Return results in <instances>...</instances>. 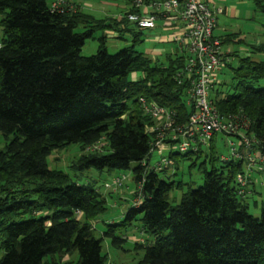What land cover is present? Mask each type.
Returning <instances> with one entry per match:
<instances>
[{"label":"trees","instance_id":"1","mask_svg":"<svg viewBox=\"0 0 264 264\" xmlns=\"http://www.w3.org/2000/svg\"><path fill=\"white\" fill-rule=\"evenodd\" d=\"M54 1L60 8L48 0H0V264H40L47 255L48 264H104L102 239L120 246L126 240L122 232L136 220L152 236L134 244L143 252L139 264H264V203L256 218L238 196L234 179L242 161H222L218 167L212 162L202 184L184 192L175 205L169 192L180 183L160 175L168 165L147 166L156 133L146 126L157 122L139 98L184 122L193 111L187 104L189 82L178 75L184 53L176 47L166 55V65L134 44L110 54L103 35L97 51L82 56L94 29L121 30L129 23L127 13L140 8L131 4L109 22L74 3ZM252 1L264 11V0ZM79 26L85 29L76 32ZM136 36L133 32V41ZM217 38L221 46L223 38ZM256 49L264 51V43ZM132 73L135 79L129 78ZM232 79L234 91L223 94L213 87L209 99L220 115H242L258 140L256 148L264 152V60L239 59ZM70 143L79 147L80 168L130 170L137 187L133 205L117 223L105 222L100 237L91 222L106 211L104 196L93 183L74 182L46 165L53 149ZM201 152L168 150L166 157L171 163ZM130 163H135L131 169ZM74 253L77 258L71 260Z\"/></svg>","mask_w":264,"mask_h":264},{"label":"rangeland","instance_id":"2","mask_svg":"<svg viewBox=\"0 0 264 264\" xmlns=\"http://www.w3.org/2000/svg\"><path fill=\"white\" fill-rule=\"evenodd\" d=\"M65 2L74 3L87 14H90L96 19H107L109 22L112 19H120L124 13L131 7L135 0H62ZM225 7V12L216 15V27L213 30L214 36L223 38L221 44V52L226 57L225 65H222L217 75V81L214 85V90L218 89L221 93H230L234 91L233 85L235 80L232 79V68H236L239 59L249 56L252 61L264 60V51H258L256 47L264 43V11L256 7L252 0H210ZM48 3H55L54 0H48ZM66 3V4H67ZM69 6L72 7L71 4ZM155 29H141L134 23L129 22L121 25V30L111 29L109 27L94 29L92 37L85 39L83 46L80 49V55L90 56L97 51L100 45L99 38L105 36L104 48L112 54L123 47L134 44L135 49L147 54V50L153 48L164 49V53L156 55L153 58L157 62L166 65V54L176 47L173 43L155 42L156 35L165 39L170 30L159 28L160 21H156ZM126 28V29H123ZM85 28L79 26L75 29L76 32H82ZM133 32L137 33L136 40L133 41ZM1 38V31H0ZM137 74L129 75L130 79H135ZM264 84V83H263ZM212 92V91H211ZM213 93V92H212ZM211 93V94H212ZM222 137V139H221ZM230 141L236 142V137L231 135L221 136L215 135L211 143L213 148L201 146V154L195 156L190 154L187 158L184 156L174 157L172 162L161 172L167 181L180 183L179 187H173L169 192L171 205L179 203L181 195L189 189H194L200 186L203 182L205 170H210L212 164L218 167L222 164L220 155L227 156L229 154ZM3 147V138L0 134V149ZM172 152H177L174 148ZM168 149L158 152L157 149H152L147 160L148 167L154 165L161 159L163 155H167ZM214 155L217 158L209 161V155ZM80 155L79 147L76 143H70L60 148L53 149L46 157V165L48 169L61 171L66 174L70 180L77 183L91 182L104 196L106 202V211L94 219L91 224L94 228V236L100 237L105 229L106 223H117L122 219L124 212L133 205V193L136 191V185L131 178L130 170H103L82 169L77 166V159ZM213 162V163H212ZM193 163V164H191ZM212 163V164H211ZM135 163H130V169ZM123 173L127 178L123 181L121 190H114L111 185L113 177ZM253 180V190L245 199L247 211L252 216L259 218L260 208L264 203V173L253 172L251 174ZM105 184L111 185L105 187ZM122 234L126 240L120 243V246L111 244L109 238H103L101 241L102 254L106 256L104 264H139L142 258V250L134 247L135 243L144 240L151 241L152 236L141 231L140 221L136 220L133 224L124 229ZM3 251L0 250V257ZM77 254L71 256V260H75ZM50 255L45 256L40 264H48Z\"/></svg>","mask_w":264,"mask_h":264},{"label":"built area","instance_id":"3","mask_svg":"<svg viewBox=\"0 0 264 264\" xmlns=\"http://www.w3.org/2000/svg\"><path fill=\"white\" fill-rule=\"evenodd\" d=\"M132 4L140 8V12L127 13L129 22L139 28L152 29L160 19L161 28L170 30L167 40L184 53L185 64L178 75L189 82L187 104L193 109L184 122L177 123L172 112L140 97L144 112L157 122L146 126L147 131L156 133L153 149L159 153L173 148L179 153L196 152L201 146H207L215 135L235 136L236 142L229 143V154L220 155V159L243 162V170L235 175L234 181L238 196L245 199L250 193L251 174L264 173V152L256 148L258 140L248 133L249 123L242 115H220L209 99L223 64L220 40L213 35L215 15L223 12L222 5L210 0H151L148 4L135 0ZM51 7L60 8V5L55 2ZM169 164V159L163 155L153 168L161 170ZM126 178L123 173L115 176L111 182L114 190L122 186ZM111 185L105 184V187Z\"/></svg>","mask_w":264,"mask_h":264},{"label":"crops","instance_id":"4","mask_svg":"<svg viewBox=\"0 0 264 264\" xmlns=\"http://www.w3.org/2000/svg\"><path fill=\"white\" fill-rule=\"evenodd\" d=\"M226 10H225V7H224V11H223V13L225 12ZM156 27V26H155ZM155 27L154 28H152V29H155ZM159 28H161V26H159ZM162 29V28H161ZM154 41L155 42H159V43H161V42H166V43H172V42H170V41H168L167 40V37L165 38V39H161V36H158V35H156L155 37H154ZM176 51V47H175V49L174 48H172L170 51H169V53H167V54H171V53H174ZM164 53V49H160V48H153V49H151V50H147V54L148 55H151L152 57H154L155 58V56L157 55H161V54H163ZM166 54V55H167ZM224 56V55H223ZM153 59V58H152ZM250 188V193L252 192V190H253V180H252V184H251V186L249 187ZM121 191H122V189H120ZM249 193V194H250ZM64 258H66V257H64Z\"/></svg>","mask_w":264,"mask_h":264},{"label":"bare ground","instance_id":"5","mask_svg":"<svg viewBox=\"0 0 264 264\" xmlns=\"http://www.w3.org/2000/svg\"><path fill=\"white\" fill-rule=\"evenodd\" d=\"M213 104H214V102H213ZM215 105V104H214Z\"/></svg>","mask_w":264,"mask_h":264}]
</instances>
